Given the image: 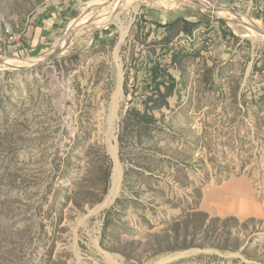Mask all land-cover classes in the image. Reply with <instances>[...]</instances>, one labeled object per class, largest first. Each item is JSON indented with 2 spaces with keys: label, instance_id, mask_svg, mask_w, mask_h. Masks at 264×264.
<instances>
[{
  "label": "rangeland",
  "instance_id": "obj_1",
  "mask_svg": "<svg viewBox=\"0 0 264 264\" xmlns=\"http://www.w3.org/2000/svg\"><path fill=\"white\" fill-rule=\"evenodd\" d=\"M192 1L0 0V264H264V0Z\"/></svg>",
  "mask_w": 264,
  "mask_h": 264
},
{
  "label": "bare ground",
  "instance_id": "obj_2",
  "mask_svg": "<svg viewBox=\"0 0 264 264\" xmlns=\"http://www.w3.org/2000/svg\"><path fill=\"white\" fill-rule=\"evenodd\" d=\"M118 1L119 2L116 3V5H112V6H106L105 7V5L103 4L101 6V12L98 13V15L95 18L94 22L91 23V24L93 26H98V25H101L104 22H107V21L111 20L112 17L117 13V10L119 11L118 8L122 4H125L124 2L127 3L128 1H131V0H118ZM187 1L193 2L192 0H187ZM114 18H115V16H114ZM262 22L264 23V18L262 19ZM258 36L264 38V34H258ZM21 63H27V61H22ZM119 179H120V167H119V164H118V162L116 160L115 161V166L113 168V173H112L113 189H111L110 194H112V195L116 194V188H117V185L119 184ZM109 201H111V197H109V199L106 200L104 204H107ZM108 259H110V257H108ZM109 261L112 262L111 260H109ZM114 263H116V262H114Z\"/></svg>",
  "mask_w": 264,
  "mask_h": 264
},
{
  "label": "crops",
  "instance_id": "obj_3",
  "mask_svg": "<svg viewBox=\"0 0 264 264\" xmlns=\"http://www.w3.org/2000/svg\"><path fill=\"white\" fill-rule=\"evenodd\" d=\"M113 189V188H112ZM227 204V208H233V206H234V204L232 203V202H227L226 203ZM241 209L243 210H246V211H248V210H254V209H256L257 207L256 206H254V204H250V203H246L245 202V200H243V202L241 203Z\"/></svg>",
  "mask_w": 264,
  "mask_h": 264
},
{
  "label": "trees",
  "instance_id": "obj_4",
  "mask_svg": "<svg viewBox=\"0 0 264 264\" xmlns=\"http://www.w3.org/2000/svg\"><path fill=\"white\" fill-rule=\"evenodd\" d=\"M152 72H153V75H154L155 77L157 76V74H159V72H157L156 69H153ZM138 115H139V113H138ZM139 118L142 119V120L145 121V122H148V121L152 118V116L149 115V114L147 113V111H144L142 114L139 115Z\"/></svg>",
  "mask_w": 264,
  "mask_h": 264
},
{
  "label": "built area",
  "instance_id": "obj_5",
  "mask_svg": "<svg viewBox=\"0 0 264 264\" xmlns=\"http://www.w3.org/2000/svg\"><path fill=\"white\" fill-rule=\"evenodd\" d=\"M261 24L263 25V27H264V23L261 21Z\"/></svg>",
  "mask_w": 264,
  "mask_h": 264
},
{
  "label": "water",
  "instance_id": "obj_6",
  "mask_svg": "<svg viewBox=\"0 0 264 264\" xmlns=\"http://www.w3.org/2000/svg\"><path fill=\"white\" fill-rule=\"evenodd\" d=\"M52 54H54V53H51L50 55H52Z\"/></svg>",
  "mask_w": 264,
  "mask_h": 264
}]
</instances>
